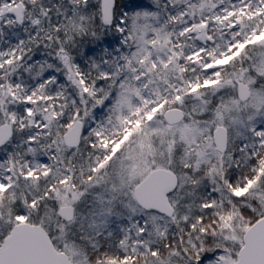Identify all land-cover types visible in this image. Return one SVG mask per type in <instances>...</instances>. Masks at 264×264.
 <instances>
[{
	"label": "snow or ice",
	"instance_id": "1",
	"mask_svg": "<svg viewBox=\"0 0 264 264\" xmlns=\"http://www.w3.org/2000/svg\"><path fill=\"white\" fill-rule=\"evenodd\" d=\"M243 3L253 16L259 12L264 18V11H261L264 0H257L255 6L248 0H243ZM218 7L223 11H232L235 15V6ZM152 9L153 5L146 0H60L51 7H46L43 0H0V36L5 34V29L20 27L27 38L18 39L16 45L0 51V149L7 150L12 164L18 159L13 149L23 148V153L19 155L24 156L42 154L35 164L26 168L21 165V175L15 180L8 166L9 160L0 155V169L5 172V175L0 176V187L8 190L5 192L7 196L12 190V183H19L20 179L27 181L33 176L39 182L41 175L45 177L39 196H28L24 202L17 201L11 205V214L7 218L0 210V244L11 237L16 221L31 219L25 204L36 208L38 201H41V206L47 203L56 195L54 185L67 184L68 178H71V187H77L79 172L68 161L76 159L82 145L86 144L89 150L94 147L95 137L91 133L96 118L104 115L106 110V120L117 113L127 115L124 105L128 103L129 97L123 86L128 74H117V70L125 66L136 47L133 41L134 18L140 15L141 10ZM205 23V40L198 41L194 34L184 36L185 29H182L179 40L173 41L180 45H184L188 39L193 41L190 49L179 60L185 72L191 70L194 73L193 78L203 75L207 79L210 74L221 72L219 66L209 67L213 60L209 49L219 46L221 52L215 57L219 59L222 54L235 51L237 42L243 43L236 23L228 25L229 32L221 31V35L228 37L224 41L216 36L214 21ZM163 59L167 63V58ZM253 73L258 79H264L257 68L249 65V74ZM188 94L194 95L190 91ZM176 99L179 101L181 97L178 95ZM203 115L205 119H212L210 113ZM74 123L80 126V142L73 146V134L67 130ZM100 126H103L102 123ZM14 138H19V143H13ZM248 139L252 141V153L248 151L247 142L240 146V156L236 155L235 147L226 145L225 155L215 164L213 175L204 176L198 187L186 193L195 204V211L191 214L183 211L178 212L175 218L165 219L158 209L143 211L137 208L135 212L121 217L127 223L118 225L121 228L119 236L107 229L106 223L102 227L96 221L88 226L93 231L85 232L82 221L77 218V211L84 199L81 196L75 203L68 200L66 204L72 213L73 224L69 225L63 217L59 218L65 224L67 239L75 244L79 233L88 264H127L129 259H136L137 254L131 250L125 251L122 247L124 233L128 232L132 239L144 242L150 239L153 228L159 227L164 230L165 241L159 245H149L152 264H158L155 257L161 252L167 254V249L177 243L183 258L179 264H224L222 257L228 254L225 251L228 245L217 248L215 245L219 241L214 235L219 231L218 225L223 219L220 207L227 206L226 200L232 205L246 202L247 197L238 198L234 191L237 187L246 186L250 179L246 176L248 171L252 175L259 171L264 149L257 146L264 145V127L253 123L245 136V140ZM227 156H231L232 160L229 161ZM62 163V177L58 181L53 180L52 173ZM233 169H236L235 173ZM241 169H244V174H241ZM180 171L193 180L204 175V170L194 173L191 167L181 166ZM237 176L240 177L239 181ZM84 179L90 181L92 172ZM201 186L207 187L203 195L199 193ZM261 187L264 188V180L261 181ZM176 191L173 189V194ZM168 198L171 201L173 196ZM53 204L54 211L59 213L60 204L55 200ZM99 215L107 221L103 210ZM248 215L253 221L264 218V213L257 215L255 209L249 211ZM161 220H164V224L159 223ZM168 226L176 229L171 233L170 243L167 242V234L171 232ZM139 251L143 252V249Z\"/></svg>",
	"mask_w": 264,
	"mask_h": 264
},
{
	"label": "trees",
	"instance_id": "2",
	"mask_svg": "<svg viewBox=\"0 0 264 264\" xmlns=\"http://www.w3.org/2000/svg\"><path fill=\"white\" fill-rule=\"evenodd\" d=\"M59 2L60 0H43L46 7H51L52 4ZM146 2L153 5V9L141 10L140 15L133 20V41L136 47L130 59L140 70V73L134 82H131L128 76L125 78L124 92L129 97L128 103L124 105L127 115L122 116L117 113L115 117L106 120V110L105 114L100 116L103 117L104 124L110 129L108 140L110 144L107 146V153L103 154L105 149L102 152L99 151L101 145L99 142H95L91 150H84L75 160H70L68 163L75 171L81 172L84 170L92 172L93 175V166L97 167V169H107L106 162L103 159L109 157V160L112 162L109 163L110 167L108 168H111V172L114 174L111 177L113 183L110 181V184H113L112 186L118 196L122 197L125 194L126 199L131 197L130 193L125 192V190H128L126 180V183L122 179L118 184L117 179L115 182V175L120 173L123 168L130 174V182H132L130 192L149 175L152 164L154 168H166L172 171L179 181L176 193L173 194L172 192L169 194V196H173V199L169 200V202L174 210L172 217L175 218L178 212L188 211L191 214V212L195 211V204L186 193L198 187L204 176L213 175L215 164L219 162L220 157L225 155L214 152L206 159L200 158V152L198 151L202 148H208V142L211 141V131H209L210 129L207 130L208 125H202L204 122L209 121L204 118L203 114L210 113L211 115L212 110L218 106L228 107L234 98V93L231 90L224 91L223 93H221L222 91H216L219 87L216 84L220 79L228 75V66L221 67V72L214 75L210 74L205 79L203 75L193 78L194 73L191 70L185 72L184 66L179 63L180 58L190 49L193 41L186 42L184 45L173 43V41L179 40V38H175V33L173 32L175 22L173 15L177 11H183L184 7L188 4L184 0H146ZM233 18L243 24L242 28H244V31L243 33L241 32L244 35L242 37L243 42L246 41L245 37L249 32L255 34V36H260L259 30L263 24L258 23L261 20L260 16L246 18L245 15L236 13ZM221 29L224 32H228L223 26L218 29L219 31L215 27L214 31L216 36L221 41H224L227 37L221 35ZM257 31L259 34H257ZM4 32L5 34L0 36V51L16 45L18 39H27L24 36L23 29L20 27L5 29ZM254 41L245 42L240 54L233 57L232 64L236 62V67L252 65L257 68V71L260 70L262 61L259 58L260 56L264 57V45L260 41ZM216 48L215 52L220 53V47ZM163 58H167V63H165ZM253 61L256 63H253ZM21 73H23V69H21ZM117 74L125 73L118 69ZM12 79H15V77H12ZM214 82L215 84H213ZM189 91L194 95H189ZM178 95L181 97L179 101L176 99ZM147 99L150 100V104L146 103ZM154 107H158L159 115L150 120L148 111ZM173 108L182 109L189 114L193 111L192 113L196 117L194 122L187 118L186 124L182 123L175 126L174 128H178L175 130L177 131L175 134L168 129L162 117V112L165 113ZM16 110L18 111V109ZM132 126L138 128L139 134L137 136L132 133L134 129ZM119 142H123L120 152L124 151L112 155L113 146ZM13 143H19V138H14ZM261 149H264V147ZM23 151V148L13 149V152L18 154V159L14 164L17 168L15 170L16 178L21 175L19 172L21 165L25 167L29 160L35 161L42 158V154L30 153L27 156L19 155ZM194 152H198L197 156L194 155ZM114 156L122 159L116 162L117 160ZM88 160L94 163L93 166L89 165ZM128 161L129 166H127ZM142 164H144V167L137 171L138 166ZM181 166L185 168L191 167L194 173L204 170V175L200 176L197 180H193L191 176L181 174ZM243 170L241 169V174H244ZM235 172L236 169H233V173ZM33 179V177L27 181L20 179L19 183H16L18 186L12 187L7 196L5 195V192L8 191L7 189L0 191V209H3L5 214H11V205L17 201L24 202L28 196L40 195L44 187L43 181L39 180V182L34 183ZM114 183H116V186H114ZM206 192V186L199 187L201 195ZM234 195L238 198L247 197V200L240 205H232L227 200L225 201L227 205L225 208L231 209V211L229 213L221 211L223 219L220 225H218L219 231L214 233L219 241L215 245L217 248H225L223 244L225 236L222 233L224 224L229 220L231 215L234 217L233 222H238V226L244 234L257 221H253L248 212L255 209L257 215L264 213V188H262L257 198L247 195L238 196L235 193ZM50 203L51 199L47 203H43L42 206L41 201H38L36 208L29 207L27 204L24 206L31 216V220L28 222L42 226L50 234L51 238L54 239L53 243L55 247L62 251L55 241L54 233L51 232V229L47 225L52 214ZM84 231L89 232L90 229L87 228ZM175 231L176 229L171 227V232L167 234V242H171V233ZM76 237H79V233H77ZM162 241H165V234L162 230H158V234L150 237L149 244L144 247L143 251L145 254L143 255L144 263L152 264L153 257L148 250L149 245H159ZM76 244L85 255L84 248L81 246L82 244L79 242H76ZM241 246L242 243L232 254L233 261ZM178 248L179 243L169 247L167 254L161 252V254L157 255L155 259L158 261V264H179V261L183 258L180 256ZM140 253L139 250H136L137 255Z\"/></svg>",
	"mask_w": 264,
	"mask_h": 264
},
{
	"label": "rangeland",
	"instance_id": "3",
	"mask_svg": "<svg viewBox=\"0 0 264 264\" xmlns=\"http://www.w3.org/2000/svg\"><path fill=\"white\" fill-rule=\"evenodd\" d=\"M188 5L184 7L183 11H177L173 17H174V25H173V32L175 33V38H180L181 36V30L185 29L183 32L184 36H190L191 34H194L198 41H203L206 39V29L208 23L215 22V27L217 30L223 26L225 27L226 31L229 32L228 25L231 23H236L239 27V33L238 35L242 39L244 35L243 33L244 28H242L243 24L239 23V21L235 20L234 15L232 14V11H223L221 8L218 7V5H223L224 8H232L234 7L235 14H241L245 15L246 18H254L256 16H260V13L257 12L255 16H253L252 12L248 11L244 7L243 0H231L229 3V0H184ZM248 3L255 6L257 3V0H248ZM261 11H264V8L261 9ZM149 16V15H148ZM146 17V15H145ZM258 23H263L261 26L260 36H255V34H251L250 32L247 33V36L245 37V42H251V41H260L264 45V18L261 17V20ZM226 24V26H225ZM258 26V25H257ZM214 27V29H215ZM213 29V30H214ZM219 31V30H218ZM222 31V29H221ZM221 33V32H220ZM228 38V37H227ZM226 38V39H227ZM191 39H188L186 42H191ZM245 42L239 43L237 42L236 50L233 52H229L227 54H222L221 58L215 59L217 53L214 49H209V52L211 53V56L213 57L212 64L209 65V67L213 66H219V67H227L228 66V75L225 78L220 79V81L216 84L219 85L218 90L221 93L227 90H231L234 93V98L231 101L230 105L228 107H222L218 106L215 107L212 110L211 116L212 119L209 121L204 122L202 124L203 126L208 125L207 130L210 129L211 131V141L208 142V148H202L199 154L200 158L206 159L214 152L219 153L216 150L213 134L218 126H222L227 131V146L229 148L235 147L237 149L236 155L240 156L241 153L239 152V148L243 143L249 144V153L253 152L252 147V141L251 139L245 140V136L247 134V130L249 127L255 123L257 126L264 127V79H258L256 74L253 73L252 75L249 74V66L246 67H236V62L232 64L233 57L240 54L242 49L244 48ZM255 42V41H254ZM262 46V45H261ZM207 56V54H206ZM261 62V68L258 71L261 76H264V57L260 56L259 58ZM155 67V66H154ZM254 67V66H253ZM255 68V67H254ZM123 71L125 74H128V78L131 82H134L137 79V74L140 73V70L137 68V66L132 62L131 59L127 61L125 66L122 69H119ZM243 82L245 83L249 89H250V97L248 101L242 103L238 100L237 97V85L238 83ZM215 84V82L213 83ZM147 104H150V100H146ZM149 119L153 120L156 118L157 115H159V109L158 107L150 108L149 109ZM193 112V111H192ZM187 113L185 112L186 117L184 122L187 118L190 121H195L196 117L193 115V113ZM164 113L162 112V117ZM96 124L92 125L94 131L91 133L92 136L95 137V142H99L101 145L99 151H103V154L107 153L108 145L110 144L109 140V131L110 129L104 124L103 117L96 118ZM183 124H186V122ZM102 123L103 126H100ZM181 123V124H182ZM209 123V124H205ZM166 124V123H165ZM73 126V125H72ZM168 129L174 132V134L177 132L178 128H174L175 126H168ZM200 126V125H199ZM133 131L132 133L137 136L139 134V130L137 127L132 126ZM70 129V128H69ZM68 129V130H69ZM67 130V131H68ZM131 130V129H130ZM131 137V136H130ZM234 142V143H233ZM123 142L116 143L113 146V154L120 152V147L122 146ZM66 147V146H65ZM259 148L264 147V145L257 146ZM88 150V147L85 145H82L80 150H78L79 155L84 151ZM124 151V150H122ZM121 151V152H122ZM120 152V153H121ZM197 153L194 152V155L197 156ZM102 154V153H101ZM220 154V153H219ZM0 155H3L6 160H9V167L12 169L13 172V179H16L15 173H16V166L12 164L10 158L7 155V150L1 149ZM124 157V156H123ZM114 158L117 160L116 162H119L122 158H117V156H114ZM229 161L232 160L231 156L226 157ZM40 160V159H38ZM38 160H29L27 165L35 164ZM87 160V159H86ZM107 169H97V167H94L90 160H88L89 165L93 166V175L92 179L85 180L84 177L89 173L88 171H81L79 172V176L77 177V180L79 181L77 187L72 188L71 187V178H68V183H56L54 186L57 190L56 195L51 198V218L47 225L51 229V232L54 233L55 241L60 246V249L65 252L72 260L73 264H88L87 262V256L84 255L81 249L77 246V244H73L67 239L68 233L65 227V224L60 222L58 213L54 211V204L53 200L58 202L60 206H66L68 200H72L73 203L80 200L81 196L84 197L83 203L80 204V207L77 211V218L82 221L83 223V230L90 229L88 226L93 221H96L97 224H100L102 227L106 223V228L110 229L116 236H119L121 233V228L118 225L126 224L127 221L122 219L121 217L123 215H127L129 212H135L137 208L143 210V211H150V210H159L160 213H163L165 216V219L168 217L173 216V207L171 203L169 202V194L173 192V189H176L178 187L179 181L177 177H174L171 181V183L163 190L160 199L154 204V205H146L138 199L136 191L139 188V185L135 186L131 192L129 191L131 188L130 182V174L126 171L125 168H123L120 173L115 175V182L117 179V184L121 181L125 182L127 185V191L125 192L130 193L131 197H128L126 199V196L120 197L116 194V190L114 187L110 184L111 177L114 175L111 171L109 163L112 162L109 160V157L104 158ZM243 164V160L240 161ZM89 166V167H90ZM127 166H129V161L127 162ZM86 167V164H85ZM112 167V165H111ZM125 167V166H123ZM144 167V164L139 165L137 168V171L142 169ZM169 171L172 172L166 168H154L153 164L151 165L150 173H153L155 171ZM64 171V165L63 163L59 168H57L52 173V179L53 180H59ZM244 171V170H243ZM21 174V170H19ZM173 173V172H172ZM174 174V173H173ZM5 175V172L3 169H0V176ZM148 175V176H149ZM128 176V177H127ZM147 176V177H148ZM247 177H250V179L247 180V184L244 187H237L234 191V193L238 196L247 195L251 197L259 196V194L262 191L261 187V181L264 180V159H261L259 164V171L256 172L255 175H252L251 171H248L246 173ZM146 177V178H147ZM34 183H37V179L35 176H33ZM239 176L237 178V181H239ZM40 180L44 181L45 177L41 175ZM10 183H12L10 181ZM113 183V181L111 182ZM16 183H12V187H17ZM114 186H116V183H114ZM4 187H0V191H4ZM86 194V195H85ZM3 211V209H0ZM103 210L105 216L108 217L107 221L105 222L100 217V212ZM221 211L225 213H229L231 209H226L225 207H220V213ZM4 213V211H3ZM233 214V213H232ZM9 215L4 213V217L7 218ZM31 218V216L29 215ZM233 215L230 216L229 220L226 221L224 224V229L222 235L225 236V240L223 244H227L228 248H225V251L228 253L225 257H222V260L224 261V264H232V254L236 251V249L239 247V245L242 243L243 233L242 229L238 226V222H233ZM31 219L25 218L16 221V225L22 224V223H29ZM29 221V222H28ZM160 224H164V220H161L159 222ZM69 225L73 224L67 223ZM93 229H90V231ZM158 230L163 229L159 227H154L152 233L150 234V237L153 235L158 234ZM125 239L123 242L122 247L125 251L131 250L132 252L136 253V250L143 249L146 245L149 244L148 241L140 242L138 240L132 239L130 234L128 232L124 233ZM54 241V239L52 238ZM76 242H79L82 244V241L79 240V237H76ZM145 255L143 252H141L139 255H137L136 259H129L127 261V264H146L143 261V258Z\"/></svg>",
	"mask_w": 264,
	"mask_h": 264
},
{
	"label": "water",
	"instance_id": "4",
	"mask_svg": "<svg viewBox=\"0 0 264 264\" xmlns=\"http://www.w3.org/2000/svg\"><path fill=\"white\" fill-rule=\"evenodd\" d=\"M237 97L242 103L250 97L249 87L240 82L237 85ZM163 119L168 126H175L185 119V112L174 108L165 112ZM79 124L74 123L68 130L72 133L73 146L80 142ZM10 133V130H9ZM213 139L216 150L224 154L227 145V131L216 127ZM66 146V145H65ZM67 147V146H66ZM173 177L167 171L152 173L137 189L138 199L146 205H154ZM67 223L73 222L72 213L62 206L58 213ZM0 264H72L70 257L59 251L49 233L39 225L22 223L16 225L11 237L0 245ZM232 264H264V218L257 220L244 233L242 246Z\"/></svg>",
	"mask_w": 264,
	"mask_h": 264
},
{
	"label": "bare ground",
	"instance_id": "5",
	"mask_svg": "<svg viewBox=\"0 0 264 264\" xmlns=\"http://www.w3.org/2000/svg\"><path fill=\"white\" fill-rule=\"evenodd\" d=\"M50 235V234H49ZM51 237V236H50ZM52 239V238H51ZM53 241V240H52Z\"/></svg>",
	"mask_w": 264,
	"mask_h": 264
},
{
	"label": "flooded vegetation",
	"instance_id": "6",
	"mask_svg": "<svg viewBox=\"0 0 264 264\" xmlns=\"http://www.w3.org/2000/svg\"><path fill=\"white\" fill-rule=\"evenodd\" d=\"M173 213H174V210H173Z\"/></svg>",
	"mask_w": 264,
	"mask_h": 264
}]
</instances>
